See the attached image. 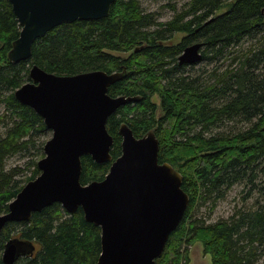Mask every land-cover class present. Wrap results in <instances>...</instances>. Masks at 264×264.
I'll return each mask as SVG.
<instances>
[{"label":"trees","instance_id":"trees-1","mask_svg":"<svg viewBox=\"0 0 264 264\" xmlns=\"http://www.w3.org/2000/svg\"><path fill=\"white\" fill-rule=\"evenodd\" d=\"M173 9L171 18L159 21L138 0H114L106 17L61 23L34 41L29 59L13 63L8 51L21 26L8 0H0V213L39 174L38 159L23 168L6 167L8 157L35 147L36 136L46 130L42 118L14 97L30 80V67L36 64L61 75L101 69L119 76L108 87L109 95L138 100L108 117L112 160L96 163L83 155L80 182L101 180L108 173L121 153V122L136 137L154 129L158 161L170 163L182 175L181 188L189 196L156 264H187L188 248L195 242L211 264H264V0H186ZM177 32L184 35L169 44ZM199 41L200 61L226 56L223 69L215 65L206 77L204 70L193 75L183 71L187 65H180L178 56ZM244 41L249 44L238 49ZM154 95L161 115L155 113ZM30 166L31 173L19 178ZM237 182L247 187L239 208L215 220L199 214L209 204L212 212ZM249 198L251 203L244 205ZM11 238L27 250L34 246L14 264H95L100 254V228L84 220L81 208L68 214L57 202L33 212L28 221L3 227L0 264Z\"/></svg>","mask_w":264,"mask_h":264},{"label":"water","instance_id":"water-1","mask_svg":"<svg viewBox=\"0 0 264 264\" xmlns=\"http://www.w3.org/2000/svg\"><path fill=\"white\" fill-rule=\"evenodd\" d=\"M20 24L8 59L13 63L31 57L32 44L61 23L106 17L114 0H8ZM202 42L184 47L180 65L201 60ZM30 80L14 91L20 103L43 120L51 137L36 162L39 174L27 181L0 213V231L9 222L28 221L52 203L68 213L81 208L84 220L100 228V254L95 264H156L169 234L178 226L189 203L181 188L182 175L168 162L158 161L159 141L154 129L136 137L121 122V153L101 180L80 182L81 157L96 163L112 160L113 139L106 129L117 108L138 100L136 96H111L108 87L116 73L93 69L71 75L45 71L36 64ZM17 238L2 251L4 264L31 254Z\"/></svg>","mask_w":264,"mask_h":264},{"label":"rangeland","instance_id":"rangeland-1","mask_svg":"<svg viewBox=\"0 0 264 264\" xmlns=\"http://www.w3.org/2000/svg\"><path fill=\"white\" fill-rule=\"evenodd\" d=\"M186 0H138L140 6L143 10L147 12H154L157 15V18L159 21H166L167 19L171 18L174 14V8H180L182 4ZM182 35H184L183 32H177L173 35V37L168 41L169 44L171 43H177L180 41ZM249 44V42L244 41L241 47H238L240 50H244L246 46ZM114 54H119L122 56L127 55L126 53H119V52H112ZM228 59L226 56H221L220 60H215L211 62L207 61H199L192 65H187L184 67L183 71L186 73H190V75H193L195 73L200 74L202 70L205 71L204 77H206L209 69H211L213 66H218L220 69H223V67L227 64ZM203 76V75H202ZM152 102H155L157 109H156V115H161V110L159 107V98L157 95L152 96L151 98ZM2 112V107L0 106V116ZM228 125H231L232 122H227ZM226 124V123H225ZM223 124V127L224 125ZM238 125H241V123H238ZM3 132V123L0 121V133ZM52 131L49 129H46L44 132L38 134L36 136V144L35 147L29 148L25 153L23 154H14L8 157L6 160V167H13L15 165L19 167H26V163L30 160L36 161L40 157V152H43V143L51 137ZM42 142V144H40ZM41 145V146H40ZM40 147V149H38ZM44 153V152H43ZM32 166L29 167V169H25L20 172L19 178H23L26 175H29L32 170ZM247 187H245L242 183H234L229 188L225 190L224 197L216 202V206L212 212H208L209 209L208 206H203L199 214L203 215L205 218H208L210 220H215L220 217H226L229 215L235 208H239L242 202V196L246 193ZM254 199V197H252ZM249 198V200L243 201V204L246 203L249 204L253 200ZM19 228H16L18 230ZM189 254H188V263L187 264H211L210 256L208 254H205L202 250V246L199 242H195L194 244L190 245L188 248Z\"/></svg>","mask_w":264,"mask_h":264}]
</instances>
